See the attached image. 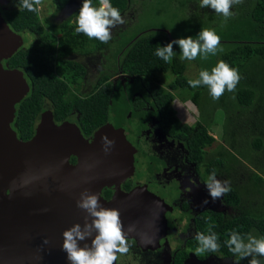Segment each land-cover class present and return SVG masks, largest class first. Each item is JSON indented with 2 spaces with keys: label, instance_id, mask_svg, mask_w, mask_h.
Listing matches in <instances>:
<instances>
[{
  "label": "flooded vegetation",
  "instance_id": "af4514ba",
  "mask_svg": "<svg viewBox=\"0 0 264 264\" xmlns=\"http://www.w3.org/2000/svg\"><path fill=\"white\" fill-rule=\"evenodd\" d=\"M12 1L1 8L9 6ZM68 1L60 9L54 6V11L58 13L42 20L46 37L56 38V48L64 33L57 24L65 20L75 21V8L78 4L72 13L65 14L63 11ZM71 29L73 30L71 36L77 37L75 29ZM17 33L23 38V44L17 50L26 49L39 37L35 32L27 30ZM106 50L105 46L103 48L95 40H90L84 46H77L61 54L63 58L82 67L81 75L72 76L67 70L54 67L56 85L58 83L61 89L56 88L42 96L41 104L31 116L33 129L27 140L36 134L44 121H52L55 126L68 127L69 133L77 129L80 131L87 141V148L71 152L65 164L79 168V175L72 178L73 191H77L76 187L80 189L85 185L84 177H95L87 181V189L95 190L103 206L120 210L125 229L131 223L137 224V233H131L129 236L130 249L127 253L131 254L136 261L135 264H188L189 259L191 264H197L195 261L213 264L214 260L211 261L213 255L230 257L210 251L198 254L195 236L198 232L207 235L209 229L213 231L209 213L221 216L222 220L241 214L237 206L227 202L225 195L213 201L204 183L215 170L217 179L229 181L230 186L237 185L238 191L241 192L240 196L242 194L245 197L243 188L249 179L244 169L245 163L240 160L243 164L231 166L221 152L224 163L212 164L215 143L204 146L199 153L200 145L191 134L195 131L188 129L198 124L200 114L191 124L182 122L176 115L173 103L181 99L175 96L179 95L178 89L173 90L163 85L161 82L163 75L159 74V81L152 85L154 93L150 85L143 83L140 77L124 71L120 62L117 70H114L115 66L103 70L101 60ZM58 53L56 51V54ZM3 65L7 68H18L10 66L6 59L3 60ZM115 72L122 75L120 80L111 78ZM134 79L138 81L140 90L128 93L130 86L126 82H132ZM26 80L29 93L32 82L28 78ZM107 82L110 84L103 87ZM157 87L165 88L174 94L169 101V107L173 111L170 115ZM121 90H125L130 104V110L124 116V125L113 123L108 117L115 96ZM103 97L107 102V109L106 118L101 122ZM69 99H72V102ZM16 113L11 122L15 132ZM175 118L179 120L178 124L175 123ZM182 125L187 127L182 128ZM98 132L99 136H96ZM103 135L115 141L108 155H105L102 149ZM16 136L20 139L17 132ZM85 161L99 163L90 172H85L83 170ZM252 193L258 195L257 191H250V194ZM204 200L208 201L207 204L203 203ZM157 216L156 228H153L151 221ZM138 233L146 234L154 242L145 245ZM127 254L119 255L115 264H126L124 259L127 258Z\"/></svg>",
  "mask_w": 264,
  "mask_h": 264
},
{
  "label": "trees",
  "instance_id": "16d2710c",
  "mask_svg": "<svg viewBox=\"0 0 264 264\" xmlns=\"http://www.w3.org/2000/svg\"><path fill=\"white\" fill-rule=\"evenodd\" d=\"M56 9L62 8L67 0H51ZM129 0H110L112 5L123 11L127 7ZM18 0H13L9 6L1 8L4 20L9 26L16 32L27 30L35 32L39 37L35 43H31L26 49L16 50L9 58L6 59L8 64L12 67L21 68L24 71L25 77L32 82L30 92L19 102L17 107V113L14 120L16 124V132L18 137L22 140H27L32 134L31 116L35 113L37 107L41 104L43 95L48 94L51 90L56 88L61 89L57 83V78L53 75L54 67L67 70L72 76L78 77L81 75L82 67L74 61L67 60L61 56L63 52L73 49L77 46H84L87 41L95 40L104 48L105 43H101L96 39H89L83 33L77 34V37L71 36L73 30L71 28L76 27V16L81 7L82 0L75 8V21L69 22L65 20L57 26L64 30L63 38H61L58 47L56 48V38L48 39L46 32L43 28L44 23L39 15V5L37 12H29L26 9L20 10L17 7ZM93 4L98 6V0H93ZM253 26L257 25L258 29L263 30V33H256V40L253 41L251 35L253 31L247 26L243 36V41L236 42V44L229 50L223 52L219 60H224L231 67L236 68L240 75V80L236 85V97L238 103L242 107V111H238V114L232 113L228 105L224 106V122L222 138L232 148L237 149V143L242 144V150L255 152L256 155L262 154L264 164V104L263 97L259 91L260 87L264 88V78L260 77L255 70V66L258 63V59H264V0H256L251 10ZM62 26V27H61ZM252 36V37H251ZM169 42V37L162 31H154L148 33H142L133 37L123 48L120 54V64L124 71L137 75L141 78L143 83L149 84L154 92L152 85L159 81V74H165L172 77L167 87L178 91H189L190 98L193 102H198V94L200 89L204 86L192 88L188 84V80L192 79L184 74L186 64L183 60L174 56L171 62H164L161 58L155 55V50L159 45L163 46ZM56 51L59 53L56 54ZM252 66V67H249ZM260 80V83L258 81ZM109 82L103 84L105 87ZM161 99H164L165 108L170 115L173 113L169 107V101L173 98L174 94L165 88L157 87ZM155 93V92H154ZM181 98L185 96L178 93ZM61 99L62 92H60ZM158 100V97H156ZM72 102V99H69ZM246 108V111L244 109ZM250 108V109H249ZM107 109V102L103 97L101 108V119L104 121L106 118L105 111ZM256 113H260L259 117H256ZM211 115V114H210ZM206 116L200 110V119L198 124L193 127H188L190 130H194L191 133L194 136L195 141L200 145L199 153L206 146L215 143L216 139L208 133L207 126L212 122L213 117ZM204 119V120H203ZM175 123L178 124L179 120L175 118ZM203 120V122L201 121ZM203 123V124H202ZM187 127L182 125V128ZM188 133H190L188 131ZM205 146V147H204ZM249 147V149H248ZM225 148L218 145L215 147L213 154V163H224L221 152L224 153ZM242 152V151H241ZM245 157L247 158L246 154ZM248 159V158H247ZM249 163L253 167L261 170L264 174V166L256 163V160L248 159ZM247 167H250L247 165ZM252 169V168H251ZM251 170V176L249 177L250 191H257L258 194L264 196V178L262 174ZM230 191L225 194L227 202L231 205L241 207V214L228 220L220 219L221 216L214 213H209L208 217L212 222L213 231L217 235V242L219 244V250L214 252L215 254L233 256L225 244V241L229 238V233L232 230H236L242 236H246L249 231L255 228L260 236H264V217H260V214L251 212L247 203L252 206L253 199L256 197L254 193L250 194L248 200L241 199L237 185H231ZM246 204V205H245ZM258 204V203H257ZM245 205V206H244ZM202 254V253H201Z\"/></svg>",
  "mask_w": 264,
  "mask_h": 264
},
{
  "label": "water",
  "instance_id": "95a60500",
  "mask_svg": "<svg viewBox=\"0 0 264 264\" xmlns=\"http://www.w3.org/2000/svg\"><path fill=\"white\" fill-rule=\"evenodd\" d=\"M9 2L0 0V9ZM22 44V36L0 11V264H69L61 247L62 232L74 223L83 224L85 213L76 201L88 184L73 191L72 178L79 175V168L59 163L88 144L78 129L69 133L68 127L52 121H44L29 140L17 138L11 122L29 85L22 70L4 67L3 60ZM46 168L52 169L51 175L11 194L10 181L40 175ZM79 243L90 245L91 239Z\"/></svg>",
  "mask_w": 264,
  "mask_h": 264
},
{
  "label": "clouds",
  "instance_id": "9594fccd",
  "mask_svg": "<svg viewBox=\"0 0 264 264\" xmlns=\"http://www.w3.org/2000/svg\"><path fill=\"white\" fill-rule=\"evenodd\" d=\"M42 0H18L17 7L20 10L26 9L29 12H37L36 6L40 5ZM243 0H200L199 7L209 8L218 15H222L225 20L233 15L231 11L233 5H239ZM75 32L83 33L89 39L99 40L101 43H108L112 38L111 29L117 25L124 24L125 20L121 16L119 9L114 7L110 0H98V6L93 4V0H82L81 7L76 16ZM178 45L180 49L181 60H195L197 57L207 59L208 55H216L220 46V36L214 29L201 28L196 38L192 36L179 37L168 42L166 45H159L155 50V55L164 62H171L175 56L173 45ZM240 80L239 72L231 67L224 60H219L211 70L201 69L198 78L189 79L188 84L192 88L205 86L213 100H219L225 91H235L236 85ZM102 149L105 155L110 154L115 145V141L109 139L107 135L101 137ZM67 158L60 161L59 166L67 163ZM99 161L88 163L85 161L83 170L90 172ZM52 174L51 168H46L40 175H25L19 181L13 179L10 181L11 194L14 189L25 188L36 180ZM95 177H84L85 182ZM208 194L213 201L220 199L228 193L230 182L217 179L215 170L211 172L204 183ZM30 195V193H24ZM10 196V195H9ZM207 200L203 203L207 204ZM76 205L85 215L83 224L77 222L62 232V250L66 253L69 264H114L119 255H125L129 252V236L131 233H137V224L131 223L125 229L118 208L105 207L100 202V197L84 189L79 193ZM159 206V205H158ZM44 211H47L45 209ZM156 219L151 221V227L156 228ZM158 230V229H157ZM141 242L145 245L153 243L154 240L143 233ZM91 239L90 245L85 243L81 246L79 242ZM198 242L196 252L206 251L217 252L219 250L218 238L214 232L209 229V234L198 232L195 236ZM48 240L45 238L44 244ZM229 251L237 257L234 264L250 257L248 264H260L256 258L264 257V236L257 237L252 234L242 236L236 230L229 233V238L225 241Z\"/></svg>",
  "mask_w": 264,
  "mask_h": 264
},
{
  "label": "rangeland",
  "instance_id": "374dc122",
  "mask_svg": "<svg viewBox=\"0 0 264 264\" xmlns=\"http://www.w3.org/2000/svg\"><path fill=\"white\" fill-rule=\"evenodd\" d=\"M80 0H69L67 7L63 11L65 14L72 13L75 6ZM256 0H243V3L239 5H233L231 11L233 15L225 20L222 15L216 14L209 8L199 7L200 0H129L127 7L121 11V16L124 18L125 23L117 25L111 29L112 38L105 45L107 48L103 58L101 60L103 70L108 67L114 68L117 70L118 63L120 62V54L126 44L133 38L142 33L162 31L166 33L169 37V42L177 39L179 37L192 36L194 39L200 31L201 28H210L214 29L216 33L220 36V46L217 50L216 55L209 54L207 59L202 57H197L195 60H183L186 64V69L184 74L192 79L198 78V73L201 69L211 70L213 66L219 61L220 55L232 48L236 42L243 41V36L241 33H244L247 26L253 31L251 34L253 36L252 40L255 41L257 38L256 33H263V30L258 29L257 25L253 26L251 10L252 6ZM53 2L51 0H42V3L39 5V15L41 19L51 18L52 14H57L58 12L54 11ZM2 7V5H1ZM2 13V11H1ZM56 21L57 18H56ZM244 31V32H243ZM251 36V37H252ZM175 51V56L180 59V49L178 45H173ZM259 61L255 66V70L258 72L259 76L264 78V59L257 58ZM249 67H252L249 65ZM162 84L167 85L171 80L170 74L166 76L161 74ZM124 77V76H123ZM111 78H116L120 80L122 75L116 72ZM264 82V81H263ZM129 84L130 93L132 90H140V86L137 80L132 82L127 81ZM260 83V80L258 81ZM117 88L119 86L117 85ZM261 96L264 94V88L260 87L259 89ZM236 89L233 92L225 91L224 94L219 98V100H213L207 87L200 89L198 94V102L195 103L190 98L189 91H178L185 96L178 100V102L173 103V106L176 111L177 117L184 123H194L198 119V114L200 110L203 112L204 116H212L213 122H210L207 126L208 133L211 134L216 139V146L221 145L224 150L225 159L227 162L234 166L235 164L240 165V160L245 164L244 169H246L247 175L251 176V170L261 173L263 169H257L249 163L248 159L256 160L258 166H264L262 162L263 155H259L255 152L245 151L247 158L242 150L243 143H237L238 148H232L229 146L226 141L222 138L223 132V122L225 111L224 106L228 105L232 113L238 114L237 112L242 111V107L238 103L236 97ZM179 96L180 95H175ZM128 96L125 95V90H121L116 94L115 99L112 103V107L109 114V119L113 123L125 124L124 116L128 110H130V104ZM264 104V97L263 102ZM250 109V108H249ZM246 111V108L244 109ZM211 114V115H210ZM247 114V111H246ZM260 113H256V117H259ZM205 119L208 121V118ZM204 120V119H203ZM203 122V121H202ZM249 149V147H248ZM250 150V149H249ZM242 151V152H241ZM250 166V167H247ZM252 168V169H251ZM263 178L264 174L261 173ZM250 187L249 179L246 180L243 188V193L245 199L249 200L250 198ZM256 191V189H255ZM242 200L243 195L241 194ZM252 206L247 203V207L251 209L250 211L256 214H260V217H264V196L258 194L253 201H251ZM258 203V204H257ZM246 205V204H245ZM244 205V206H245ZM239 210L241 207H237ZM248 234H252L257 237H261L259 232L253 228L249 231ZM127 258L124 260L126 264H135L136 261L133 259L131 254L126 255ZM260 264H264V257H256ZM248 258H244L239 261V264H248ZM213 264H234L237 260L236 256L230 257H221L213 255L211 261ZM197 264H202V262L195 261ZM188 264H191V259H189Z\"/></svg>",
  "mask_w": 264,
  "mask_h": 264
}]
</instances>
